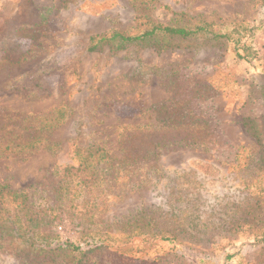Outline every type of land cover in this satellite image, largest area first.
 <instances>
[{"label":"rangeland","instance_id":"rangeland-1","mask_svg":"<svg viewBox=\"0 0 264 264\" xmlns=\"http://www.w3.org/2000/svg\"><path fill=\"white\" fill-rule=\"evenodd\" d=\"M263 86L264 0H0V264H264Z\"/></svg>","mask_w":264,"mask_h":264},{"label":"trees","instance_id":"trees-1","mask_svg":"<svg viewBox=\"0 0 264 264\" xmlns=\"http://www.w3.org/2000/svg\"><path fill=\"white\" fill-rule=\"evenodd\" d=\"M207 29L206 26H201V27H197V28H194V29H188V28H184V27H154L152 28L151 30H148V31H145L143 32L141 35H137V36H133V37H125L121 34H113L112 37H119L120 39L124 40V41H134V40H139V39H143L147 36H151L153 33H155L156 31H166V32H170L172 34H176L178 36H181V37H188V36H192V35H195L203 30ZM210 35L214 38H229V36L227 34H223V33H219V32H213L210 30ZM234 43L236 45L239 44V40L236 39L234 41ZM236 51H237V48H236ZM237 56L240 58H244L245 56L244 55H241L239 54V52H237ZM264 87V86H263ZM263 97H264V90H263ZM35 142L34 141H29V142H26V143H18V144H13V141L11 142H8L6 144V147L9 148V146L11 148H17V147H31ZM11 144V145H10ZM89 147V146H86V148ZM2 189L3 187L0 185V199L1 197L4 195L3 192H2ZM21 192V191H20ZM22 193V192H21ZM6 194H14L16 195L17 194V191H12L10 189H8L6 191ZM19 194V193H18ZM16 231V230H15ZM161 239H167V237H161Z\"/></svg>","mask_w":264,"mask_h":264}]
</instances>
